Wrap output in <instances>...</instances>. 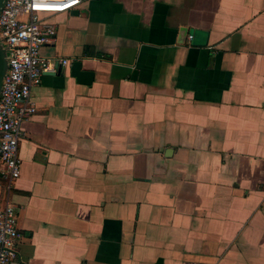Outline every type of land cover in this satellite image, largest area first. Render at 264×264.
I'll use <instances>...</instances> for the list:
<instances>
[{"label":"crops","instance_id":"obj_1","mask_svg":"<svg viewBox=\"0 0 264 264\" xmlns=\"http://www.w3.org/2000/svg\"><path fill=\"white\" fill-rule=\"evenodd\" d=\"M49 21L56 72L9 194L19 259L264 264V0H82Z\"/></svg>","mask_w":264,"mask_h":264},{"label":"built area","instance_id":"obj_2","mask_svg":"<svg viewBox=\"0 0 264 264\" xmlns=\"http://www.w3.org/2000/svg\"><path fill=\"white\" fill-rule=\"evenodd\" d=\"M81 3L82 0H4L0 11V45L8 60L0 91V264H25L19 259L17 244L22 235L9 194L21 172L23 124L36 112L32 88L41 83L45 73L56 72L53 63L41 56L42 48L55 42L56 27L49 18L71 12ZM62 63L67 65L68 61Z\"/></svg>","mask_w":264,"mask_h":264},{"label":"water","instance_id":"obj_3","mask_svg":"<svg viewBox=\"0 0 264 264\" xmlns=\"http://www.w3.org/2000/svg\"><path fill=\"white\" fill-rule=\"evenodd\" d=\"M3 4H4V0H0V11L3 7ZM80 68H81V63L75 62L73 66V75L82 79L83 83H90L91 76L87 72H82ZM7 70H8V60H7L6 51L0 45V91H1L3 78Z\"/></svg>","mask_w":264,"mask_h":264}]
</instances>
